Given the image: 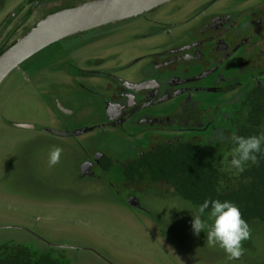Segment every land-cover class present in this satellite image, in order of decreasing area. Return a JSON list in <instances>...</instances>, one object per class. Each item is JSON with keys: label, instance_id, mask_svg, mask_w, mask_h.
Listing matches in <instances>:
<instances>
[{"label": "flooded vegetation", "instance_id": "af4514ba", "mask_svg": "<svg viewBox=\"0 0 264 264\" xmlns=\"http://www.w3.org/2000/svg\"><path fill=\"white\" fill-rule=\"evenodd\" d=\"M64 1L22 0L0 28V49L46 15L89 0L62 7ZM46 3L54 4L11 40L18 22L27 21L33 8ZM26 7L31 8L13 24ZM158 8L137 22L129 42L148 41V48L128 60H121L124 39L108 44L119 49L84 50L106 40L93 34L105 26L63 39L69 48L58 55L71 69L70 86L52 99L53 117L62 129H44L71 137L77 145V178L111 186L131 209L146 216L148 210L137 202L140 194L152 188L176 193L167 177L152 172L161 166L156 161L186 152L222 159L231 150L228 137L238 132L237 125L248 128V106H264V0L173 3V11L162 16H156ZM11 24L15 29L9 32ZM81 48L83 66H74L71 54ZM34 61V70L48 63L44 58ZM37 249L28 254L52 259ZM25 250L0 247V264H24Z\"/></svg>", "mask_w": 264, "mask_h": 264}, {"label": "rangeland", "instance_id": "374dc122", "mask_svg": "<svg viewBox=\"0 0 264 264\" xmlns=\"http://www.w3.org/2000/svg\"><path fill=\"white\" fill-rule=\"evenodd\" d=\"M21 1L0 0V28L6 22V15ZM190 1L193 0L166 3L155 10L156 16L172 12L173 3ZM64 2L62 7L75 4V0ZM53 4L33 8L27 21L18 22L10 39L40 19L44 8ZM29 8H24L12 23ZM144 17H148V12L101 27L93 34H100L106 40L84 50L119 49L108 44L124 39L121 60H128L148 48V41L137 42V38L129 44L137 22ZM13 24L7 31L15 29ZM68 48L63 40L52 43L10 72L0 84V247H20L32 254L39 248L41 253L50 255L54 264H264V218L247 222L251 237L243 242L245 253L239 260L229 261L218 246L207 245L206 230L199 235L193 233L195 205L177 193L152 188L140 194L137 202L148 210L146 216L142 211L131 209L130 202L127 204L115 195L111 186L77 178L74 168L77 145L71 137L44 131L45 128L62 129L53 117L52 99L55 93L70 86L71 69L64 56L58 55ZM70 50L74 49L70 47ZM84 50L77 49L71 54L72 65L83 66ZM37 58H44L48 63L34 70ZM263 112L262 105L259 110L254 109L256 116L250 121L255 125L263 120L260 134H264ZM21 123H29L33 128L17 126ZM53 146L62 148L63 153L60 163L49 167L48 156ZM221 156L220 165L224 169L227 161L225 154ZM253 166L259 165H248L246 170ZM256 167L253 168L255 183L261 185L253 192V198L258 200L259 209L253 208L250 215L264 212L259 204L264 200V178ZM224 173L225 178L235 176L232 172ZM244 196L241 194L239 198ZM202 219L211 223L207 214ZM22 255L27 261L26 253L22 251Z\"/></svg>", "mask_w": 264, "mask_h": 264}, {"label": "trees", "instance_id": "16d2710c", "mask_svg": "<svg viewBox=\"0 0 264 264\" xmlns=\"http://www.w3.org/2000/svg\"><path fill=\"white\" fill-rule=\"evenodd\" d=\"M14 42L5 44L0 49V53ZM256 108L259 110V107L248 106L250 113L248 128L246 129L242 123L239 126L237 125L238 135L245 137L260 135L258 127L263 120H259L255 125L250 123L252 118L256 116V114H253ZM261 116L263 119L264 112ZM244 130H248V132L242 134ZM258 158L259 163L257 165L259 166H253L251 169L245 170L239 177L225 178V173L220 165L223 158L215 157L214 159L208 153L193 152H186L180 158H167L156 161L155 163H159L161 166H154L152 172L155 175L157 174V177H167L170 185L175 188V192L195 206L202 204L206 199L233 202L240 209L243 219L248 222L258 217L264 218V212H262V215H250L254 212L253 208L259 209L256 205L258 200L256 201L253 198L255 197L253 192L257 186L261 185L255 183L253 168L259 169L258 172L261 178H264V153L258 154ZM160 171L164 172L163 175L159 174L161 173ZM246 174L247 179H245ZM241 194L245 195L244 198H239ZM238 203H241V206H238ZM259 204L264 208V200H261ZM207 211L205 214H207ZM32 256L34 257V255ZM24 264H54V262L52 259L45 257H40V260H37V258L29 256L28 260L24 261Z\"/></svg>", "mask_w": 264, "mask_h": 264}, {"label": "water", "instance_id": "95a60500", "mask_svg": "<svg viewBox=\"0 0 264 264\" xmlns=\"http://www.w3.org/2000/svg\"><path fill=\"white\" fill-rule=\"evenodd\" d=\"M171 1L89 0L50 13L0 53V84L10 72L52 43L81 32L143 15ZM17 126L27 127L22 123Z\"/></svg>", "mask_w": 264, "mask_h": 264}, {"label": "clouds", "instance_id": "9594fccd", "mask_svg": "<svg viewBox=\"0 0 264 264\" xmlns=\"http://www.w3.org/2000/svg\"><path fill=\"white\" fill-rule=\"evenodd\" d=\"M232 147L225 154L227 166L223 171L232 172L239 177L248 165H257L258 154L264 153V134L241 136L232 131L228 137ZM63 149L53 146L48 156V166L60 163ZM230 157V159H229ZM207 211L208 221L204 217ZM191 227L195 235L207 232L206 242L209 247H219L229 261L239 260L245 253L243 242L251 237V228L243 219L240 209L230 201L206 199L193 207Z\"/></svg>", "mask_w": 264, "mask_h": 264}]
</instances>
